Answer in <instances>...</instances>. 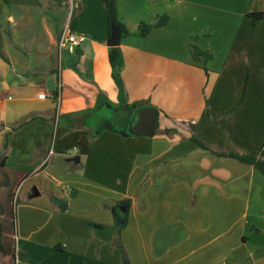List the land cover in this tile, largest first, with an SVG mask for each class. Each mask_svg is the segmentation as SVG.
<instances>
[{
  "label": "crops",
  "instance_id": "1",
  "mask_svg": "<svg viewBox=\"0 0 264 264\" xmlns=\"http://www.w3.org/2000/svg\"><path fill=\"white\" fill-rule=\"evenodd\" d=\"M71 1L0 0V264H122L123 206L132 264H264V176L216 154L264 148V19L248 16L264 0H117L131 35L115 69L102 0L75 1L86 39L60 52ZM192 43L212 59L196 61ZM50 93L59 104L39 97ZM141 107L158 110L151 137L129 133ZM111 113L119 127L104 125Z\"/></svg>",
  "mask_w": 264,
  "mask_h": 264
},
{
  "label": "trees",
  "instance_id": "2",
  "mask_svg": "<svg viewBox=\"0 0 264 264\" xmlns=\"http://www.w3.org/2000/svg\"><path fill=\"white\" fill-rule=\"evenodd\" d=\"M102 1L104 3V7L107 12L110 36L113 32V28L115 27L119 29L121 36L127 37L131 35V32L128 30L126 25L119 18L117 0H102ZM248 16L251 17L253 19V23L257 25L264 19V12L249 13ZM168 21H169V17L167 15H162L156 24H147L142 22L139 26V35L142 37H146L151 33V31L155 27L164 26L168 23ZM70 27L73 31L77 30V18L74 16L71 20ZM191 51L196 61H203L204 63H206L208 60L212 59V54L210 52L202 51L193 43L191 45ZM109 56H110V63L112 67L115 69L117 66L118 59L120 57V51L118 47H112L110 49ZM247 82H248V78H247ZM247 82L245 84L243 94L239 103L235 106L233 110L219 117L218 124L223 128H225V122L236 114L239 106L245 100L247 94ZM191 139L199 147L206 150H211L210 143H208L202 136H199L198 134L194 133ZM224 139L225 140L229 139V136H226ZM216 154L218 156L234 158L239 160L240 162L252 165L256 170L260 171L264 176V148L257 151V150L245 149L240 147L235 151L216 153ZM2 165H4V162L1 163V166ZM8 184H9V179H7L6 185ZM128 204H130L129 200H125L120 203V205H128ZM12 213L11 216L14 218V213L13 214ZM115 217H116V225L114 231V244L120 250L122 264H132L129 253L122 242V231L128 223L127 213H123L120 210V208H117L115 211Z\"/></svg>",
  "mask_w": 264,
  "mask_h": 264
},
{
  "label": "water",
  "instance_id": "3",
  "mask_svg": "<svg viewBox=\"0 0 264 264\" xmlns=\"http://www.w3.org/2000/svg\"><path fill=\"white\" fill-rule=\"evenodd\" d=\"M120 31L118 28H113L109 45L111 47L118 46V36ZM158 110L154 107H141L136 110L130 124L129 133L134 136H147L151 137L156 132L157 128ZM123 212L127 211V207H121Z\"/></svg>",
  "mask_w": 264,
  "mask_h": 264
},
{
  "label": "rangeland",
  "instance_id": "4",
  "mask_svg": "<svg viewBox=\"0 0 264 264\" xmlns=\"http://www.w3.org/2000/svg\"><path fill=\"white\" fill-rule=\"evenodd\" d=\"M75 1L76 0H72L71 3L72 2L73 3L69 6V8L71 9V17L69 19H64V20L63 19H60V23L62 22L64 24L67 20L68 21H71L72 18H73L72 15H74V17H77L78 16L80 10H79V8H75ZM32 14L35 15V12H33ZM38 20H39L38 26L40 27V25H41V17L39 15L36 18V21L37 22H38ZM121 117H122V115H120V114L111 113L109 117H107V118L104 119V125L119 127L120 126V123H118V121L119 120H122ZM157 133H158V130H157ZM53 157L54 156H52V158ZM3 178L4 177L0 173V186L2 185V182H3L2 179ZM6 178L9 179L8 176ZM11 178H12V180H10L9 184L6 185V186H4L2 188V191H1V194L4 195L5 197H7L6 208H7V210H9V211H7L9 218L11 217V213H12L13 207L16 205V202H17V199H18V196H19V191H20L19 188L17 189L18 186H17V182L15 181L16 178L15 177H11ZM16 189H17V192H16ZM11 225H12L11 224V221L8 220V230L9 231L11 229Z\"/></svg>",
  "mask_w": 264,
  "mask_h": 264
},
{
  "label": "built area",
  "instance_id": "5",
  "mask_svg": "<svg viewBox=\"0 0 264 264\" xmlns=\"http://www.w3.org/2000/svg\"><path fill=\"white\" fill-rule=\"evenodd\" d=\"M86 39V35L84 33L78 32V31H73L70 27V23L65 27L63 32L61 33L59 39H58V48L60 52L63 50H66L70 47H77L80 46ZM39 97H48L55 99L58 104L60 102V97L58 93H50L48 95L46 94H40ZM55 152V145H52V148L49 152L48 157L46 158L44 164L46 165L50 160L52 159V156L54 155Z\"/></svg>",
  "mask_w": 264,
  "mask_h": 264
}]
</instances>
